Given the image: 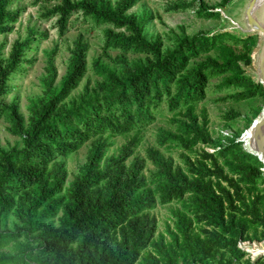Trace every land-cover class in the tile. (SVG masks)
<instances>
[{
    "label": "trees",
    "instance_id": "16d2710c",
    "mask_svg": "<svg viewBox=\"0 0 264 264\" xmlns=\"http://www.w3.org/2000/svg\"><path fill=\"white\" fill-rule=\"evenodd\" d=\"M39 1L55 3L43 16L57 18L60 36L70 18L81 13L98 26L128 33L106 30L105 51L146 57L129 62L118 56L113 67L95 61L101 81L93 87L86 84L80 94L71 96L87 73V45L81 38L74 42L58 87L52 86L53 51L50 82L43 97L30 101L26 122L17 107L2 98L10 91L11 76L24 64L26 51L38 36L47 35L31 29L25 39L13 43L7 56L0 46V119H6L9 132L22 141L21 148L0 146V219L14 211L18 220L15 232L0 231V249L12 240L25 241L19 243L15 256L0 258V264H178L179 257L182 264L242 261L246 253L238 248L239 241H264V195L252 192L261 173L245 163L260 165L257 157L235 142L220 148V153L203 150L196 160L187 158L186 170L156 147L147 148L145 158L133 155L141 142L139 133L155 122L164 105L177 124L184 151L212 145L207 113H196L211 78L229 74L228 84L242 89L228 97L234 102L264 96V87L244 74L241 66L252 63L251 38L231 33L189 36L182 29L173 47L163 50L160 38L146 39L143 19L127 15L140 0ZM229 2L222 0L221 6ZM11 3L0 0V36L12 33L20 16L19 9H9ZM192 3L198 5V16L220 19V13L206 8L203 0ZM190 5H174L171 10L184 11ZM227 40L242 43L245 51L236 53ZM213 51L217 57L190 66ZM133 132L116 156L106 157L111 144H98L82 173L65 188L66 170L59 159H67L88 142ZM157 141L163 147L175 143L177 136L160 130ZM222 158L224 164L219 163ZM146 161L157 169L155 178L143 174ZM234 161L243 164L226 172L224 166H233ZM236 174L244 178L236 179ZM187 195L190 213L177 214L171 240L166 242L163 235L156 239L157 220L150 211ZM147 248L155 254L143 256ZM239 264H264V257Z\"/></svg>",
    "mask_w": 264,
    "mask_h": 264
},
{
    "label": "rangeland",
    "instance_id": "374dc122",
    "mask_svg": "<svg viewBox=\"0 0 264 264\" xmlns=\"http://www.w3.org/2000/svg\"><path fill=\"white\" fill-rule=\"evenodd\" d=\"M113 4L121 0H110ZM205 7L210 11L218 12L220 10L231 11L233 15H237L240 9L242 0H230L229 4L225 7L221 6L222 0H203ZM55 3H43L39 0H12L9 6L11 10H20V16L17 23L14 25L12 33L0 36V46L3 47L5 56L8 55L11 46L16 40H23L28 35L31 29L38 33H45L46 38L37 37L31 44V47L26 51L25 62L20 70L13 74L10 78V91L2 98V102L8 105H15L18 112L28 120L30 101L33 99L41 98L45 95L46 84L50 82V74L48 66L50 63V55L53 51L55 54L51 59V63L56 72V79L53 82V87H58L63 76L67 71L70 62V50L74 42L81 38L87 45V73L82 80L80 86L73 91L71 96L80 94L83 87L89 84L93 87L101 78L95 74L94 62L99 61L101 64H107L111 67L116 66V59L118 56H124L129 62L144 59L146 55L128 53L122 54L116 50H104L105 46V31L112 29L111 27L98 26L89 19H85L81 13L74 14L70 20L68 29L63 36L59 35L56 27L57 18L52 17L46 19L43 14L46 10L51 9ZM191 4L190 7L184 11H173L171 8L174 5ZM239 6V7H238ZM238 9V10H237ZM198 5L192 3V0H140L127 15L134 16L138 19H143L145 25L143 26V33L147 40L153 41L160 38L163 44V50L173 47L177 36L181 35L182 29L184 32L193 36L197 33H204L209 36L220 32L225 26L224 16L220 13V19H206L197 15ZM237 13V14H236ZM238 16V15H237ZM236 16V17H237ZM114 34L128 35L123 30L112 29ZM251 38L250 48L253 52L257 49L259 42V35H254ZM227 46H232L236 53L244 52L242 43H235L233 40H227ZM217 52L213 51L207 55L201 56L190 63V66H195L198 63L207 60L209 57H217ZM244 74L253 77V64H241ZM229 74L219 77L211 78L208 82L205 100L196 106V113L205 111L208 116L209 124L208 130L212 138V145H198L192 152L184 151L181 147V134L177 131V124L173 123L172 114L167 110L164 105L156 114V120L153 124L148 126L145 130L139 133L141 139L140 145L135 149L133 157L145 158V151L149 147L158 148L166 157H171L175 165L182 167L186 170L187 158L196 160L202 151L205 150L209 153L218 152L220 148L230 144L239 143L244 149V144L240 141L244 132L250 127L252 122L258 117L264 108V96H258L246 101L234 102L228 99L229 96L241 91V88H236L228 84ZM181 120V117H177ZM10 123L2 118L0 119V146L9 150L11 148H21V137L14 136L9 132ZM160 130L169 131L177 136V141L171 145L167 144L163 147L158 145V135ZM108 136L103 137L102 140H96L93 143L88 142L80 150L70 155L67 159H59L63 162L66 170L65 188L78 177L85 166L89 163L92 152L98 144H111L106 149V157L116 156L118 150L125 145L131 136ZM245 150V149H244ZM133 157L129 160L132 161ZM225 159H219V163L224 164ZM254 164L253 161L247 160L245 163L253 170L259 168L261 177L257 179L256 188L252 190L254 194L264 195V172L262 171L263 164ZM233 166L225 165L226 172L231 173L236 170L243 163L234 161ZM143 174L152 179L157 176V169L151 165L149 161L145 162V169ZM236 179L244 178L242 174H236ZM242 186H245L242 183ZM154 188V187H152ZM63 194V193H62ZM61 194V195H62ZM60 195V196H61ZM191 206V197L187 195L183 200L174 201L167 205H158L150 214L155 216L157 220V232L155 238L158 239L163 235L166 242L171 240L170 232L174 229V224L179 212L190 213L189 207ZM264 208V207H263ZM60 216V214H59ZM18 220L14 211L1 214L0 231L1 232H15ZM200 225H194L198 229ZM260 229L257 233L259 235ZM252 232L250 236H252ZM19 243H25L23 238L12 240L3 248L0 249V258L4 256H15L18 252ZM263 241L252 239L251 241H239L238 248L246 253V257L242 261L234 260V264L243 263L244 260L254 261L256 252L253 248L259 247ZM152 253V248H147L143 252V256ZM155 254V253H152ZM227 258L230 254H226ZM264 257V256H263ZM182 258L179 257L178 264H182ZM139 261L138 264H145Z\"/></svg>",
    "mask_w": 264,
    "mask_h": 264
},
{
    "label": "water",
    "instance_id": "95a60500",
    "mask_svg": "<svg viewBox=\"0 0 264 264\" xmlns=\"http://www.w3.org/2000/svg\"><path fill=\"white\" fill-rule=\"evenodd\" d=\"M218 12H222L226 24L217 33L236 34L243 39L259 35L257 49L251 54L254 67L252 72L254 79H252L256 84L264 87V0H242L237 12L239 14L236 13L237 17L231 11L220 10ZM240 141L244 144L245 151L257 157L263 164L262 171L264 172V108L244 132ZM253 250L256 252L255 260L263 257L264 241L261 246Z\"/></svg>",
    "mask_w": 264,
    "mask_h": 264
}]
</instances>
